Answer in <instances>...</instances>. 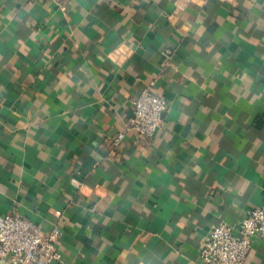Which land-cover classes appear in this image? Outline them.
<instances>
[{"label": "crops", "instance_id": "0c3cea01", "mask_svg": "<svg viewBox=\"0 0 264 264\" xmlns=\"http://www.w3.org/2000/svg\"><path fill=\"white\" fill-rule=\"evenodd\" d=\"M146 87L167 110L141 142ZM263 205L264 0H0V215L60 227L58 264H201Z\"/></svg>", "mask_w": 264, "mask_h": 264}, {"label": "built area", "instance_id": "2783aa9c", "mask_svg": "<svg viewBox=\"0 0 264 264\" xmlns=\"http://www.w3.org/2000/svg\"><path fill=\"white\" fill-rule=\"evenodd\" d=\"M42 2L64 8L67 0H25ZM169 57V52L165 54ZM132 117L125 132L135 135L136 141L150 142L163 126V114L167 104L163 96L150 87L142 91L131 102ZM121 132L113 140L118 145L124 139ZM62 231L57 225L43 230L17 213L0 215V258L8 264H58L61 254L57 240ZM264 237V205L246 211L235 227L224 221L215 224L206 241L199 249L201 264H245L252 249L253 239Z\"/></svg>", "mask_w": 264, "mask_h": 264}]
</instances>
